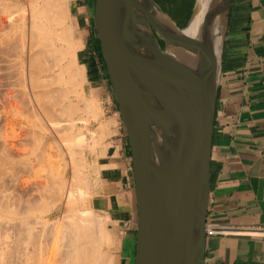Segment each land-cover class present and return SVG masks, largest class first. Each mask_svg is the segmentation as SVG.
Masks as SVG:
<instances>
[{"label":"water","instance_id":"water-1","mask_svg":"<svg viewBox=\"0 0 264 264\" xmlns=\"http://www.w3.org/2000/svg\"><path fill=\"white\" fill-rule=\"evenodd\" d=\"M194 0L185 26L196 10ZM231 0H211L199 35L168 42L156 0H95L94 26L132 156L134 264H204L216 90ZM223 28L216 51L212 25Z\"/></svg>","mask_w":264,"mask_h":264},{"label":"crops","instance_id":"crops-1","mask_svg":"<svg viewBox=\"0 0 264 264\" xmlns=\"http://www.w3.org/2000/svg\"><path fill=\"white\" fill-rule=\"evenodd\" d=\"M69 7L72 24L84 34L83 54L96 58L94 0H69ZM188 14L184 24L174 18L180 25L166 23L173 34L190 24L185 26ZM106 102L97 122L99 146L90 156V204L109 214L112 264H134L131 150L118 106ZM206 223L221 230L206 236L204 264H264V0H231L216 90Z\"/></svg>","mask_w":264,"mask_h":264},{"label":"bare ground","instance_id":"bare-ground-1","mask_svg":"<svg viewBox=\"0 0 264 264\" xmlns=\"http://www.w3.org/2000/svg\"><path fill=\"white\" fill-rule=\"evenodd\" d=\"M6 0H4L3 2H5ZM13 1H15V3H16V5L15 4H13V2L11 3V1L9 0H7L6 2L7 3H2V1H1V9H6V7L7 6H12V4H13V6L12 7H10V8H8L7 9V11L9 10V12H10V10H11V8L14 10V11H16V13H17V11H18V13H19V9H17V10H15L16 9V6H17V4L18 3H20V4H22V6H21V8H20V11H21V13H19V15L21 16V18L19 17V16H17V17H19L18 19H15V17H13V15H12V18H14L15 20H13L12 22H9V20L11 21L12 19H8V17H10V16H7L8 14H5L7 17H4L3 16V18H7L8 19V22H6V23H8L7 25V27H10V28H12V26H13V29H14V31H16L17 33H21V31H22V35H17V33L15 32V34H14V37L15 38H18V40L17 39H12L15 43H17L18 41H19V45L21 44V46H19V45H17L18 47H19V49H17V50H19L18 51V53L19 54H17L16 55V57L18 56V59L15 57V60L17 61V63L19 64V65H21L22 64V68H24V70H26V75H27V83L29 84V87H30V85H31V88H29L30 90L32 89V85H33V89H34V87H37V88H35V90H34V92H33V89L30 91L29 89V91H30V94H32L31 96H33V97H35V96H37V99H36V104H38L39 103V107H41V105H42V108L44 107H46L47 106V104L48 103H44V102H47L46 100L44 101V99L42 98L43 96H38L40 93H38L39 91V89L40 90H42V91H40L41 92V94H43V92H44V94H47V92H48V88H49V90H51V91H53V95H55L54 93H56V91H55V89H52L51 88V83L52 82H54V83H57L56 81L59 79L58 77H62V75L60 76V74H61V72L59 71V70H61V69H65L66 70V75L67 76H70L69 75V73H70V71H72L71 73H73V71H75V69H76V67H77V75L78 76H82L84 79L87 77L89 80L90 79H93V74L91 73L92 71L88 68V67H86L87 65L86 64H84V62H83V60L82 59H80V62L78 63L77 61H76V59H75V57L74 58H71V61L72 62H68V61H66V62H64L63 64H67V63H69V64H67L64 68H62L63 67V65H59L58 66V68H59V70L57 71V76L58 77H56V78H58V79H55V77H54V74L51 72V74H53V75H51V76H53V77H51L50 79L51 80H55V81H49V75H47V74H44V75H40V73L42 74L43 72H42V70H43V68L45 69V68H47V66H48V68H49V65H50V63H53V64H51L50 65V71L52 70L51 68H53V65H54V67L56 66L55 64L56 63H59L60 62V59L62 58V55H64L65 56V54H71L72 56H75L74 55V53H75V50H76V46H78V45H81V43H80V41L79 40H74L73 39V42H72V40H70L69 38H71V36L68 38V36H69V34H71V31H70V33H69V30H68V32H67V29H70L71 27H73V26H71V27H69V28H67V26H70V24H71V22H69V19H71V16H70V7H69V0H13ZM8 2H10V4L8 3ZM94 2H95V0H94ZM210 2H211V0H197V4H196V10H195V13H194V15H193V17H192V19H191V22H190V24L184 29V31L183 32H181V33H178V34H173L172 32H171V29L168 27V25L164 22V20H162L163 21V23H162V21H161V19H163L161 16H159L154 10H152L151 8L149 9L148 8V10H147V17H148V19L149 20H151L160 30H161V36H162V38L164 39V40H166V41H168V42H179V40H180V38L182 37V36H184V35H189V36H197V35H199V29H200V23H201V21H202V18H203V14H204V12H205V10L207 9V7L209 6V4H210ZM7 4V5H6ZM15 5V6H14ZM20 6H18L17 8H19ZM5 7V8H4ZM15 7V8H14ZM64 10H63V9ZM25 9H27V13H25ZM13 10H11V11H13ZM23 10V11H22ZM25 10V11H24ZM70 10V11H69ZM1 11V10H0ZM3 11V10H2ZM1 11V12H2ZM13 11V12H14ZM59 11H61V12H59ZM63 11H67L68 12V14H69V16L70 17H67L68 18V23H70V24H68L67 23V26H66V24L65 25H62L61 23H59L60 21H59V18H61V17H63V16H61V13L63 12ZM8 12V13H9ZM67 12H63L62 14L64 15V13L66 14ZM4 13V12H3ZM6 13V12H5ZM12 13V12H11ZM15 12L13 13V14H16ZM66 16H68V15H66ZM66 16H64V18L66 17ZM16 17V18H17ZM66 18V19H67ZM62 19V23L64 22L65 23V19H64V21H63V18H61ZM60 19V20H61ZM16 20H18V22H19V24L21 25V24H23V26H24V29H23V26H20V29H21V31L19 32V24L17 23V21ZM4 21V20H3ZM16 21V22H15ZM46 21V23L48 24V25H45V23L44 22ZM70 21H72V20H70ZM22 22V23H21ZM0 25H2V26H0L1 28L4 26V27H6V25H4V24H2V20L0 21ZM11 23H12V25H11ZM14 23H16V24H18L17 26H18V28H17V30H16V28L14 27ZM58 23L59 24H61L60 25V27H59V25H58ZM51 24H56L59 28H61L62 30H64L65 32H66V34H68V36L66 35V37L63 35L62 36V33L64 32H62V33H58V32H56L59 28L58 27H56V28H58L57 30H56V28L54 29V27L56 26H51ZM164 24V26L166 27H164V26H162ZM9 25H11V26H9ZM16 26V25H15ZM66 27V29L65 28H63V27ZM26 27H27V30H26ZM74 28V27H73ZM19 29V30H18ZM1 30V29H0ZM4 30V29H3ZM23 30H25V31H23ZM61 30V31H62ZM70 30H72V29H70ZM174 30V29H173ZM5 32H6V28H5V30H4ZM2 32L3 33V37L1 38L0 37V39H2V40H0V41H2L3 42V40H4V42H5V40L7 39V38H4V37H6V36H4L5 34V32ZM10 32H11V29L9 30ZM13 31V32H14ZM59 31V30H58ZM8 32V31H7ZM10 32L9 33H7V37H9L8 39H7V42L9 43V41H10V38L12 37V35H9L10 34ZM13 32H11V33H13ZM222 33H223V28H222V25H221V20H220V18L219 17H216V19L214 20V23H213V25H212V36H213V42H214V46H215V49H216V51H218L219 52V50H220V42H221V39H222ZM59 34H61V35H59ZM16 35V36H15ZM72 35V34H71ZM11 36V37H10ZM22 36V37H21ZM49 36H50V38H51V36H53V38L56 36V39L58 40L59 38V40L62 42H64L65 40H70L71 41V43L69 44L68 43V41H65L67 44H68V47L64 50L63 48L64 47H62L63 46V44L62 45H58V47H61V49L60 48H57V46H54V41H53V43L54 44H51L50 42L52 41H50V38H49ZM60 36H62L63 38H64V40L62 39L61 40V38L62 37H60ZM19 37H21L22 39H19ZM45 37H48L49 38V40H45V39H48V38H45ZM58 37V38H57ZM4 38V39H3ZM15 40H17V41H15ZM55 40V39H54ZM83 40V39H82ZM99 40V39H98ZM48 41H50V42H48ZM69 41V42H70ZM7 42H5V43H7ZM14 42H12L11 41V43H9V45L11 44H14L15 45V43ZM21 42V43H20ZM64 42V43H65ZM100 42V41H99ZM65 43V44H66ZM84 43V42H83ZM4 44V43H3ZM6 45V44H5ZM56 45H57V43H56ZM83 45V44H82ZM37 46L39 47V48H37ZM1 47V46H0ZM9 47V46H8ZM13 47H15V46H13ZM12 47V50H14V48ZM17 47V48H18ZM21 47V48H20ZM36 47V48H35ZM10 48V47H9ZM8 49V48H7ZM3 50V49H2ZM60 50V51H59ZM62 50H63V52H65V53H61L62 52ZM4 51V50H3ZM102 51V50H101ZM17 53V52H16ZM57 53H59V56H55V54H57ZM54 55L55 56V58L54 59H56V58H58L59 59V57H60V59L57 61H55L56 63H54V60L52 59V58H50V55ZM61 54V55H60ZM9 56V55H8ZM47 56V58L49 57L50 58V60H51V62L48 60V59H44L45 57ZM1 57V56H0ZM4 57V56H3ZM102 57H103V54H102ZM5 58H7V57H5ZM14 58V57H13ZM70 58V57H69ZM69 58H68V60H69ZM77 58V57H76ZM9 59V58H8ZM44 59V60H43ZM73 59V60H72ZM10 60V59H9ZM8 60V61H9ZM12 60V59H11ZM41 60H42V62H41ZM63 60V59H62ZM103 60H104V58H103ZM13 61V60H12ZM20 63H19V62ZM46 61H48V63L45 62ZM70 61V60H69ZM75 61V62H74ZM9 62H11V61H9ZM13 62H15V61H13ZM50 62V63H49ZM5 63V62H4ZM12 63V62H11ZM16 63V64H17ZM15 64V63H14ZM17 64V65H18ZM45 64V65H44ZM46 64H48L47 66H46ZM61 64V63H60ZM74 64V65H73ZM104 64H105V62H104ZM5 66V65H4ZM11 65H9V67H10ZM39 66L42 68V70H38L39 71V73H36L37 71L35 70L36 68L35 67H37V69L39 68ZM74 66H76V67H74ZM21 67V66H20ZM16 70H17V68L16 67H14ZM35 68V69H34ZM75 68V69H74ZM48 69V70H49ZM35 70V72H33ZM64 70V71H65ZM6 71V70H5ZM45 71H46V69H45ZM45 71H44V73H45ZM69 73H68V72ZM4 72V71H3ZM17 72V71H16ZM20 72L22 73L23 72V69H21L20 68ZM56 72V71H55ZM59 72V73H58ZM79 72V73H78ZM18 74H19V72H17ZM25 73V72H24ZM35 73V74H34ZM62 73H65V72H63L62 71ZM68 73V74H67ZM70 73V74H71ZM16 74V73H15ZM23 74V73H22ZM22 74H21V76H22ZM34 76H33V75ZM37 74H39L38 76H41V79H42V77L43 76H45V75H47V77L45 76V79L47 80L46 81V83L49 81L50 83H48V84H50V86H48V88L46 87L48 84H46V86L44 85V81L43 80H41L42 81V83L41 82H38V80H35L36 78H37ZM74 75L76 74L75 72L73 73ZM73 74H71V76H74ZM9 75V74H8ZM24 75V74H23ZM95 75V74H94ZM18 76V75H17ZM20 76V75H19ZM18 76V77H19ZM21 76H20V78H21ZM25 76V75H24ZM23 76V77H24ZM36 76V77H35ZM76 76V75H75ZM6 77H7V75H6ZM14 77V76H13ZM18 77H17V79H18ZM23 77H22V79H23ZM34 77H35V79H34ZM82 77H81V79H82ZM15 78V77H14ZM39 78V77H38ZM37 78V79H38ZM63 79H64V81H66V82H68L67 84H71V82H69L67 79L69 78V77H67V79H65L64 77H62ZM44 79V78H43ZM44 79V80H45ZM63 79H62V82H64L63 81ZM76 79H77V77H76ZM14 80H16V78L14 79ZM25 80V77H24V79H23V81ZM61 80V79H60ZM59 80V81H60ZM70 80V79H69ZM83 80V79H82ZM11 81V80H10ZM18 81V80H17ZM39 81H40V78H39ZM59 81H58V84H59ZM81 81V80H80ZM7 82V81H6ZM19 82H20V79H19ZM36 82H38V83H40V85L42 84V85H44L43 87L45 88V90H46V92H45V90H43L44 88H41L39 85L38 86H34V83H35V85H37L38 83H36ZM73 82H76V81H73ZM54 83H52L53 85H56L57 86V84H54ZM78 83V82H77ZM14 84V83H13ZM21 84H23V85H25V81H24V83H21ZM28 84H26V85H28ZM73 85H75L74 83H72ZM18 85V84H17ZM66 85V84H65ZM14 86V85H13ZM60 86V85H59ZM72 86V85H71ZM9 87H11V86H9ZM21 87V86H20ZM23 87V86H22ZM53 87V86H52ZM55 87V86H54ZM53 87V88H54ZM64 87L65 86H63L62 88L64 89ZM76 87H77V85H76ZM17 88H18V86H17ZM60 88H61V86H60ZM59 88V89H60ZM72 88V87H71ZM70 88V86H69V89H71ZM12 89V88H11ZM26 89V88H25ZM58 89V88H57ZM63 89H60V91L61 90H63ZM69 89H65L66 91L67 90H69ZM17 90V89H16ZM24 90V89H23ZM65 90H64V94L66 93L65 92ZM71 90H74L73 88L71 89ZM12 91V90H11ZM27 91V90H26ZM35 91H37L36 93H35ZM60 91H58L57 90V92L59 93L58 95H55L54 97H56V96H59L60 98L61 97H63L62 98V101H63V99H66V98H64V94H63V91L61 92V94H60ZM75 91V90H74ZM16 92V91H15ZM28 92V91H27ZM70 92V91H69ZM68 91H67V93H69ZM9 93V92H8ZM13 93V92H12ZM29 93V92H28ZM50 93H51V95H50ZM66 93V94H67ZM71 93V92H70ZM69 93V94H70ZM20 94V93H19ZM35 94H37V95H35ZM40 94V95H41ZM43 94V95H44ZM63 94V95H62ZM73 94V93H72ZM76 94H77V90H76ZM12 95V94H11ZM35 95V96H34ZM52 95V92H49V95H47L48 96V98H49V96H50V98L49 99H51V97L53 96ZM9 96V95H8ZM66 96V95H65ZM79 96V95H78ZM77 96V97H78ZM12 97H13V95H12ZM15 98H16V96H14ZM13 97V98H14ZM28 97H29V95H28ZM39 97H41L42 98V100H43V103H42V101H41V103L38 101V98ZM45 98H46V96H44ZM53 97V98H54ZM76 97V96H75ZM81 97V96H80ZM41 98H39V99H41ZM48 98H46V99H48ZM52 98V99H53ZM71 98V97H70ZM79 98V97H78ZM28 99V98H27ZM33 99V98H32ZM35 99V98H34ZM51 99V101H48V102H50L51 104L52 103H54L53 102V100ZM55 99V102L56 101H58L57 99H58V97H56V98H54ZM29 100V99H28ZM76 100H77V98H76ZM83 100V99H82ZM82 100H80V101H82ZM86 100V99H85ZM33 101V100H32ZM61 101V102H62ZM79 100L77 101V103L78 102H80ZM66 102V101H65ZM83 102H85V101H83ZM28 103V102H27ZM75 103V102H74ZM87 103V106L88 107H90L89 109H93V107L91 106V105H95L94 103H93V101H91V103H89V102H86ZM85 103V104H86ZM45 106H44V105ZM56 104H60V103H55V105ZM71 104L74 106L75 104H73V102H71ZM71 104H68L67 105V107L69 106V105H71ZM83 104V103H82ZM25 105V104H24ZM28 105V104H27ZM48 105H50V104H48ZM54 105V104H53ZM52 105V106H53ZM54 105V107H56ZM63 106H64V104H62ZM61 105V107H60V109L61 108H63V106ZM70 106V110H69V107H68V109H66L67 107H66V105H65V111H66V114L67 113H70V112H72V110H74V108L76 107V108H78L77 106ZM12 106V105H11ZM16 106V105H15ZM33 106H35L34 104H33ZM37 106V108H38V105H36ZM58 106V105H57ZM84 106V105H83ZM9 107H10V105H9ZM23 107V106H22ZM28 107V106H27ZM59 107V106H58ZM86 107V106H85ZM16 108V107H15ZM18 108V107H17ZM44 108H43V110H41V112L42 111H44ZM47 109H49L50 110V108H48V107H46ZM29 109H31L30 107H29ZM36 109V108H35ZM41 109V108H40ZM47 109H45V111H44V113L46 114V110ZM82 109V108H81ZM87 109V108H86ZM89 109H88V111L86 110V113H88V112H90L89 111ZM97 109H98V107H97ZM10 110V109H9ZM15 110V109H14ZM48 110V112L49 113H51L50 111ZM51 110H52V108H51ZM62 110V109H61ZM68 110V111H67ZM77 110V109H76ZM76 110H74V111H76ZM84 110V109H83ZM82 110V111H83ZM12 111V110H11ZM16 111V110H15ZM40 111V110H39ZM58 111V110H57ZM65 111H63L64 113H65ZM73 111V112H74ZM80 111V110H79ZM19 112V111H18ZM28 112V111H27ZM29 112H31V111H29ZM38 112V111H37ZM47 112V114L45 115L44 113V118H47V117H51L50 116V114ZM59 112L61 113V111L59 110ZM94 112V111H93ZM16 113V112H15ZM33 113H34V111H33ZM56 114V113H55ZM59 114V113H58ZM71 114H74V113H71ZM29 115V114H28ZM35 115V114H34ZM47 115H49V116H47ZM52 115V114H51ZM69 115V117H70V114H68ZM80 115V114H79ZM36 116H37V114H36ZM40 116V115H39ZM59 116V115H58ZM61 116H63V115H61ZM13 117V116H12ZM33 117V119L35 118L34 116H32ZM56 117V118H55ZM67 118H68V116H66ZM29 118V117H28ZM52 119H56V120H53L54 121V123H56L55 121H57V122H59V120L61 121V119H59V120H57V116H53V117H51ZM51 118H49V119H51ZM60 118V117H59ZM76 118V117H75ZM78 118H81V117H78ZM84 118V117H83ZM83 118L81 119V121L83 120ZM89 118V117H88ZM10 119V118H9ZM12 120H10L9 122H7L8 124H10L11 125V127H10V132H9V134L7 135V137L5 138V144H6V150L7 151H14V152H19L20 153V151H22V149H24V148H21V147H19L20 146V143L21 142H19V143H17L18 141H20L19 140V138H20V136H21V134L20 133H18V132H16V130L14 129V128H12V127H14V126H12V125H14V124H18L17 123V121H13V119L14 118H11ZM40 120H41V118H39ZM38 119V120H39ZM71 118H69V120H70ZM36 120V119H35ZM46 120V119H45ZM47 120H48V118H47ZM66 120V119H65ZM73 120V119H72ZM71 120V121H72ZM74 120H76V119H74ZM73 120V123L75 122ZM88 120V119H87ZM19 121V120H18ZM37 121V120H36ZM49 121V120H48ZM50 121H52V120H50ZM64 121V120H63ZM68 121V119L65 121V122H67ZM71 121H69V122H67L68 123V125L66 124V126H69L68 127V130H69V132H70V127H71V124H69ZM79 121V120H78ZM84 123H85V118H84ZM87 122V121H86ZM64 123H63V125H64ZM50 124H51V122H50ZM49 124V125H50ZM59 123H56L55 124V126L57 125V126H59V127H61V124H62V122H61V124L60 125H58ZM9 125V126H10ZM15 125V126H16ZM43 125V127H44V123L42 124ZM46 125V124H45ZM52 126V125H51ZM47 127V126H46ZM54 127V126H53ZM52 127V128H53ZM59 127H57L58 129H56V130H54V128H53V130L54 131H56L57 132V130H58V132L56 133L57 135H58V133L60 132H65L64 133V141H66V143H67V140L68 139H70V142H71V140L73 141L74 139H71L72 138V136H71V134H73L74 135V137H76V135L75 134H77L76 132H73V133H69V134H67V128L66 129H64L65 127L64 126H62V127H64L63 128V130H61L62 129V127L61 128H59ZM73 127V126H72ZM51 128V129H52ZM79 128V127H78ZM77 128V129H78ZM8 129V128H7ZM75 130H76V128H74ZM87 129V128H86ZM46 130H47V128H46ZM64 130H66V131H64ZM79 130H81V129H79ZM32 131V130H31ZM30 131V132H31ZM77 131V130H76ZM27 133H26V135L27 134H29V136H31V134H32V132H31V134L28 132V131H26ZM63 132H62V134H63ZM72 132V131H71ZM90 132V131H89ZM52 133H53V131H52ZM51 133V134H52ZM55 133V132H54ZM59 133V134H60ZM78 133H80V132H78ZM91 133V132H90ZM24 134H25V132H24ZM24 134H22V135H24ZM50 133H49V136H50V139H52L51 140V142L53 141V144H56L55 142H54V138H53V136L52 135H54V134H52L51 135ZM81 134V133H80ZM80 134H78L79 136H81ZM26 135H24V138H26L25 136ZM32 135H34V134H32ZM56 135V136H57ZM67 135H70V138L67 136ZM84 134H82V136H83ZM91 135V134H90ZM97 135V134H96ZM60 136V135H59ZM59 136H57V137H59ZM62 137H63V135H61ZM60 136V137H61ZM92 136V135H91ZM61 137V138H62ZM65 137H66V139L67 140H65ZM27 138H28V135H27ZM78 138V137H77ZM76 138V140H78V141H75V143L77 142V143H79V141H80V143H84L85 144V142H86V144H87V141H85V142H81V139L80 138H78L77 139ZM59 139V138H58ZM82 139L83 140H86V137H85V139L82 137ZM92 139H93V137H92ZM91 139V140H92ZM96 139V138H95ZM18 140V141H17ZM22 140V139H21ZM60 140V139H59ZM62 140H63V138H62ZM90 140V139H89ZM93 141V142H92ZM91 141V143H94V139ZM69 142V141H68ZM68 143V145H72L73 147H74V145H73V143ZM59 143V142H58ZM63 143V142H62ZM61 143V144H62ZM77 143L75 144L76 146H77ZM90 143V145H91V147H92V144ZM19 144V145H18ZM50 144V143H49ZM52 144V143H51ZM60 144V145H61ZM64 144V143H63ZM62 144V145H63ZM85 144V145H86ZM79 145V144H78ZM89 145V146H90ZM52 146V145H51ZM65 146H67V145H65ZM80 146V145H79ZM78 146V147H79ZM82 146H84V145H82ZM87 146V145H86ZM50 145H48V147L47 148H45L44 149V157H43V155H42V157H43V159H44V165H43V167L45 166V168H46V172L47 173H44L45 174V176H44V185L43 186H41V189H43V188H45L46 189V187H48V186H50L51 187V184H52V182H53V175H51V162H54V161H52V155H54V154H52L51 155V153H50V148H52V147H50ZM68 147V151H69V149H73V147H71V148H69L70 146H67ZM66 147V148H67ZM81 147V146H80ZM79 147V148H80ZM93 147H94V145H93ZM83 148V147H82ZM72 149L69 151L70 153L71 152H73L72 151ZM92 149V148H91ZM52 150V149H51ZM66 150V149H65ZM77 150V149H76ZM90 150V149H89ZM131 150V149H130ZM7 151H5V152H7ZM105 151V150H104ZM64 152H66V151H64ZM68 152V153H69ZM75 152H80V151H75ZM75 152H73V153H75ZM18 153V154H19ZM39 153H43V151L41 150V152H39ZM38 153V154H39ZM73 153L72 154H70L71 156L70 157H72V156H74L73 155ZM101 153H103V152H101ZM105 153V152H104ZM31 154H33L32 152H31ZM37 154V155H38ZM40 154V155H41ZM11 155V154H10ZM76 155H77V153H76ZM99 155V154H98ZM5 156H7V155H5ZM79 156H81L80 155V153H79ZM10 156L8 155V157L6 158L5 157V160H6V162H1V163H3V165H5L4 167H3V165H2V167L3 168H5L6 167V172H8V173H11L12 175L14 174V173H12V172H14V168H16L17 166V161L13 158V157H10ZM39 157V156H38ZM41 157V158H42ZM76 157V156H75ZM74 157V158H75ZM40 158V159H41ZM67 158V157H66ZM69 158V157H68ZM74 158H70V160L69 161H71L70 162V168L71 167H74L75 165H81V164H78V163H76L77 162V160H78V162L80 161V159L81 158H79V159H77V157L74 159ZM4 159V158H3ZM42 159V160H43ZM72 159V160H71ZM77 159V160H76ZM83 159V158H82ZM81 159V160H82ZM87 159V158H86ZM4 160V161H5ZM62 160H63V158H62ZM76 160V161H75ZM37 161H39V160H37ZM51 161V162H50ZM66 161V160H65ZM64 161V162H65ZM25 162H27V161H25ZM29 162H30V160H29ZM33 162V161H32ZM32 162H30V163H32ZM24 163V162H23ZM66 163V162H65ZM80 163V162H79ZM82 163V162H81ZM67 164V163H66ZM24 165V164H23ZM52 165H54V164H52ZM65 165V164H64ZM64 165L62 164V166H63V168L62 169H64ZM72 165V166H71ZM28 166H30V165H28ZM66 166V165H65ZM82 166V165H81ZM1 167V166H0ZM26 167V166H25ZM75 167H77V166H75ZM79 167V166H78ZM76 168V169H74L73 168V170H78L79 168ZM24 168V167H23ZM30 168V167H29ZM34 168V167H33ZM39 168V167H38ZM45 168H44V170H45ZM81 168V167H80ZM83 168V167H82ZM81 168V169H82ZM85 168V167H84ZM98 168H100V167H98ZM98 168H97V166H96V171H98ZM105 168V167H104ZM108 168H110V167H108ZM72 169V168H71ZM70 169V170H71ZM80 169V170H81ZM8 170V171H7ZM42 170H43V168H42ZM73 170H71L72 172H73ZM29 171V170H28ZM35 171V170H34ZM67 171V170H66ZM82 171V170H81ZM81 171H77V172H75L74 171V175H76V176H73V178L74 179H72V175H73V173L71 172L70 173V181H69V183H68V185L67 184H65L64 186H63V182H65L64 181V179H65V177H66V173H62V175L60 176L61 178H62V176L64 177L63 178V182L61 181V178H60V180L58 179V183H60V181H61V183H63L62 185L61 184H59V186H62V188L60 189V187L57 185V187H58V189L61 191H59L60 192V194L59 195H57V191H56V189L54 188V190L56 191V195H57V199H58V201H62V206H59V207H57V208H55V210H53V212L51 213V214H47L46 215V219H44V221H42V217L43 216H41V219H40V217L38 216V219H37V217H35V215H33V217H35V219H37V221L38 220H40V221H42L43 222V224H39V222H38V224H37V222L36 221H32V219H33V217L31 218V215L32 214H35V213H40V210H41V212H44V210H45V208L43 209L42 207H45L44 205H46V202L47 201H49V200H47V196H48V192L54 187H52L51 189L49 188V191H48V188H47V196L45 195V189H44V193H42V192H40V193H42V197H41V200L40 201H43L44 199H46V200H44V202H40L39 201V203L41 204V203H43L42 204V207L40 206H38L39 208L38 209H35V208H37V207H35V205L37 204V203H34L35 201H32L31 203H27V202H30V200H31V198L29 199V201H27V202H23V195H22V198L21 197H19L18 198V196L16 195L15 197H17V198H15L14 197V195L13 194H11L12 192H10V193H6V191L5 190H3V189H1L0 188V264H112V261H113V256H112V254L108 251V247L112 244V242H113V239H114V234L113 233H110V230H112V229H110V230H108V226L106 225V222L105 221H101L100 219V221L99 222H96L95 223V220H92L93 218L91 217V215H87V212L86 211H84L85 210V206L83 207V205H81L80 204V202L82 201L81 200V197H83V196H81L82 194H83V192H85V190L82 192V189H81V186L83 185V183H85L84 182V178H83V183H82V185H80L79 187H77L78 185H77V183H76V188L74 187V181H78L79 182V180L78 179H80V177L81 176H79V178L77 177L78 176V174L80 175V172ZM24 172H25V170H24ZM61 172V171H60ZM79 172V173H78ZM7 173V174H8ZM68 173V172H67ZM76 173H78V174H76ZM88 173V172H87ZM98 173V172H97ZM110 173V172H109ZM16 174V173H15ZM27 174H29V173H27ZM72 174V175H71ZM83 174V173H82ZM81 174V175H82ZM86 173H84V175H82L83 177L84 176H87V175H85ZM95 174V173H94ZM116 174V173H115ZM34 175H36V173H34ZM33 174H32V176H30V177H33L34 176ZM41 175V174H40ZM117 175V174H116ZM15 176V175H14ZM18 176V175H17ZM16 176V177H17ZM37 176V175H36ZM35 176V177H36ZM58 176V175H57ZM89 176V175H88ZM96 176V175H95ZM20 177V176H19ZM43 177V176H42ZM76 177L78 178V179H76ZM100 177V176H99ZM34 178V177H33ZM32 178V179H33ZM36 178H38V177H36ZM104 178H105V176H104ZM76 179V180H75ZM94 179V178H93ZM103 179V178H102ZM107 179V178H106ZM9 180H10V178H9ZM15 180H16V178H15ZM87 180H88V178H87ZM91 180V179H90ZM101 180V179H100ZM11 181H12V179H11ZM33 181H34V179H33ZM33 181H31L30 180V178H25V179H22V180H20V186L22 187V186H26V185H29V184H31ZM52 181V182H51ZM55 181V180H54ZM76 181V182H77ZM102 181H104V180H102ZM13 182V181H12ZM15 182V181H14ZM31 182V183H30ZM35 182V181H34ZM33 182V183H34ZM50 182H51V184H50ZM56 183H57V181H55ZM71 182V183H70ZM72 182H73V184H72ZM80 182H82V180L80 179ZM87 182H89V181H87ZM32 183V184H33ZM35 184H36V182H35ZM39 184V183H38ZM41 184V183H40ZM54 184V183H53ZM52 184V185H53ZM71 186H70V185ZM87 184V183H86ZM86 184H84V186L86 185ZM89 184V183H88ZM87 184V185H88ZM105 184H107V183H105ZM86 185V186H87ZM32 186V185H31ZM35 186V185H34ZM45 186V187H44ZM56 186V185H55ZM38 187V186H37ZM36 187V188H37ZM75 188V190L74 189H72V188ZM3 188V187H2ZM24 188H26V187H24ZM78 188H80L81 189V192H80V190L78 189ZM82 188H84V187H82ZM86 188V187H85ZM93 188V187H92ZM39 189V188H38ZM40 189V190H41ZM57 189V190H58ZM105 189V188H104ZM24 190H26V189H24ZM53 190V189H52ZM76 191L77 190V196H76V194H74L75 192L74 191ZM79 190V191H78ZM91 190V189H90ZM102 190V189H101ZM9 191V190H8ZM39 191V190H38ZM80 192V193H79ZM90 192V191H89ZM37 193V192H36ZM51 193V192H50ZM50 193H49V196H51L52 197V195H50ZM55 192H53V194H54ZM38 194V193H37ZM81 196H79V195ZM88 194V193H87ZM135 194V193H134ZM19 195V194H18ZM31 195V193L29 194V196ZM40 195V194H39ZM45 195V196H44ZM55 194H54V197L56 196ZM84 195V194H83ZM86 195V194H85ZM21 196V195H20ZM33 197H35L34 196V194L32 195ZM58 196H60V199L58 198ZM25 197V196H24ZM40 197V196H39ZM44 197H47V198H44ZM53 197V198H54ZM86 197V196H85ZM134 197H135V195H134ZM20 198H21V200H20ZM26 198V197H25ZM43 198V199H42ZM53 198H51V199H53ZM36 199V198H35ZM35 199H33V200H35ZM40 199V198H39ZM51 199H50V202H51ZM56 199V198H55ZM26 200H28V199H26ZM25 200V201H26ZM54 200V199H53ZM52 200V202H56V200H54L53 201ZM81 200V201H80ZM84 200V199H83ZM80 201V202H79ZM38 202V201H37ZM54 202V203H55ZM27 203V204H26ZM32 204V205H31ZM33 204H35V205H33ZM49 204V203H48ZM32 206H34V207H32ZM49 206L51 207V206H53V203H52V205L51 204H49ZM56 206V205H55ZM54 206V207H55ZM41 208V209H40ZM43 209V210H42ZM50 209H52V207L50 208ZM50 209H46L47 211L48 210H50ZM136 209H137V207H136ZM34 210V211H33ZM35 210L37 211V210H39L38 212H35ZM92 210V209H91ZM91 210H89V211H91ZM32 211H33V213H32ZM50 211H52V210H50ZM46 212V211H45ZM39 213L38 214H36V215H39ZM91 212H89L88 214H90ZM106 213V212H105ZM40 214H43V213H40ZM96 214V213H95ZM106 215V214H105ZM94 216H97V214L96 215H94ZM53 218L54 219V222H53V220L51 221V222H53L55 225V227L54 228H49V226L51 225V222L49 221L51 218ZM90 217L92 218V219H90ZM45 218V217H44ZM97 218V217H96ZM95 218V219H96ZM100 218V217H99ZM104 218V217H103ZM105 219V218H104ZM34 220V219H33ZM97 221V220H96ZM109 221V220H108ZM41 222V223H42ZM47 222H49L50 223V225L48 226V228H49V230H47L48 228H44V226H45V224H46V226L48 225V223ZM95 225H97L95 228H94V226ZM37 226H39L40 228H38ZM52 226V225H51ZM50 229H52V230H50ZM51 237V240L49 239ZM136 238V237H135ZM103 244H105V247L106 248H104L105 250H103V248H102V245Z\"/></svg>","mask_w":264,"mask_h":264},{"label":"rangeland","instance_id":"rangeland-1","mask_svg":"<svg viewBox=\"0 0 264 264\" xmlns=\"http://www.w3.org/2000/svg\"><path fill=\"white\" fill-rule=\"evenodd\" d=\"M1 1H2V3L4 4V3H7L6 1L5 2H3L4 0H0V3H1ZM9 1V0H8ZM11 1V3L13 2V4H15L16 5V3H15V1H13V0H10ZM158 2H159V4L165 9V11L166 12H170V10H171V8L172 7H180L184 2H185V0H175L174 2H172V3H170V2H166V1H164V0H157ZM1 3V4H2ZM9 4H10V2H8ZM0 4V5H1ZM13 4H12V6H13ZM7 5V4H6ZM14 5V6H15ZM22 6V4H20V3H18L17 4V6H16V9L15 10H17V9H19V13H21V11H20V8H21V6ZM4 6V5H3ZM2 6V7H3ZM12 6H10V7H12ZM18 6H20L19 8H17ZM1 6H0V10L2 11H0V21L2 20V24H4V25H6V27H0V35L2 34L3 35V31L5 30V28H6V32L4 33L5 35L4 36H6V37H4V38H9V37H7L8 35H7V33H9L10 31V29H11V32H13L14 31V29H13V26H12V28H10V27H7L8 25V23L9 22H12L13 20H15V19H18L19 17L21 18V14L19 15V13H18V11H17V13H16V11H14L12 8H11V10H13L16 14H13L14 12L13 11H11L10 10V12H9V10L7 11V9L8 8H10L9 6H7L6 7V9H1L2 8ZM5 8V7H4ZM15 8V7H14ZM22 9V8H21ZM63 9V8H62ZM26 10V11H25ZM24 11H25V13H27V9H25ZM64 10V9H63ZM23 11V10H22ZM4 12V13H3ZM6 12V13H5ZM9 12V13H8ZM12 12V13H11ZM59 12H61V11H59ZM63 12H67V11H63ZM62 12V13H63ZM156 12V11H155ZM61 13V16H63V17H61V18H63V21H64V19H65V23L63 22H61L62 21V19L61 18H59V23H61L62 25H65L66 24V26H67V23H68V18L67 17H70L69 16V14H68V12L65 14L64 13V15ZM159 16H161L163 19H161V21L162 20H164V22L165 23H168V24H170V25H180V23H182V24H184V17H180V18H178L177 20H178V22H180V23H178L177 21H175V20H169L168 19V17L165 15V14H162V13H159L158 11L156 12ZM5 14H8L7 16H10V17H8V19L10 18V19H12L11 21L9 20V22H8V19L6 18H3V16L4 17H7ZM12 15H13V17H15V19L14 18H12ZM66 15H68V16H66ZM17 16H19V17H17ZM64 16H66L65 18H64ZM17 17V18H16ZM67 18V19H66ZM61 19V20H60ZM4 20V21H3ZM71 19H69V22H71V24L70 23H68V24H70V26H67V28H69V27H71V26H73V27H71L70 29H72V30H70V29H67V32H68V30H69V33H70V31H71V34H69V36H68V34H66V32L64 31V30H62L61 28H59L60 27V25L61 24H59L58 23V25H59V27L56 25H54V24H51V26H55L54 27V29L56 28V27H58V28H56V32H58V33H62L63 31V33H62V36L64 35L65 37H66V35L68 36V38L71 36V38H69L70 40H72V42H73V39L74 40H79L80 41V43H81V45H78V46H76L77 48H76V50H75V53H74V55L75 56H72L71 54H65V56L64 55H62V58L60 59V57H59V59H60V62L59 63H56L55 61L57 60H59L58 58H56V59H54L55 58V56L57 57V56H59V53H57V54H55V56L52 54V55H50V58H52L53 60H54V63H56L55 65V67H54V65H53V68H51L52 70L50 71V65L51 64H53V63H50L51 62V60H50V58L48 59L47 58V56L44 58V59H48L50 62V65H49V68H48V64H46V66H47V68H45L46 69V71H45V69L43 68V70H42V68L39 66V68L37 69V67H35L34 69L37 71L36 73H39V71L38 70H42V74L40 73V75H44V74H47V75H49L50 77L48 78L49 79V81H55V80H51L50 78L51 77H53V76H51V75H53L54 74V77H55V79H58L56 82L57 83H54V82H52V83H54V84H57V86L56 85H53L52 83H51V88L52 89H55V91H56V93H54L55 95H58L59 93L57 92V90L58 91H60V89H63L62 87L63 86H65L64 87V89L63 90H61L60 91V94H61V92L63 91V94H64V90L65 89H69V86H70V88L72 87L74 90H71V89H69V90H67L69 93H67V91L65 90V92L67 93H65L64 94V98H66V99H63V101H62V98L63 97H59V96H56V97H58V101H56L55 102V99L54 98H56V97H54L55 95H53V91H51V90H49V88H48V86H50V84H48V83H50L49 81L46 83V79H45V76L47 77V75H45V76H43L42 77V79H41V76H38L39 74H37L36 76H37V78L39 77L40 78V81H39V78L37 79H35V77H34V79L35 80H38V82H41L42 83V81L41 80H43L45 83H44V85L46 86V84H48L46 87L48 88L47 90H48V92H47V94H44V92H43V94H41V92L40 91H42V90H38L39 92L38 93H40L38 96H43L42 98L44 99V101L46 100L47 102H44V103H48V104H50V105H48L47 104V106L46 107H48V108H50V110L49 109H47L46 107L44 108V111H45V109H47L46 111L48 112V110L51 112V113H49L50 114V116L51 117H53L54 115L55 116H57V120H59V119H61V121L59 120V122H57V121H55L56 123H59L58 125H60L61 124V122H62V124H61V127L62 126H64V127H62V129L61 130H63V128L64 129H66L67 128V131L66 130H64V131H66L67 132V134H71V133H73V132H76L77 134H75L76 135V137H74V135L73 134H71V136H72V138L71 139H74L73 141L71 140V142H70V139H66V137L68 136L69 138H70V135H65L66 137H65V140H67V143H66V141H64V133L65 132H63V134H62V132L59 134L58 133V135L56 134L57 132H58V130H57V132L56 131H54V130H56V129H58L57 127H59V126H55V124L56 123H54V121L53 120H56V119H52L51 117H47L48 118V120H47V118H44L45 116H44V111H42L41 112V110H43V108H42V105H41V107H39L40 105H39V103L38 104H36V99H37V96H35V95H37V94H35L34 96L35 97H33V96H31L32 94H30V91L33 89V85H32V89L30 90L29 88H31V85H30V87H29V84L27 83L28 81H27V75H26V70H24V68H22L23 66H22V64L21 65H19L18 63H17V61L15 60V57H16V55L17 54H19L18 53V51L19 50H17V49H19V47L17 46V45H19L18 43H19V41L17 42V43H15L12 39H17L18 40V38H15L14 37V34H15V32L16 31H14L13 33H11L10 32V34L9 35H12V37L10 38V41H9V43H11V41L12 42H14L15 43V45L14 44H10L9 45V43L7 42V39L5 40V42H7V43H5L4 42V40H3V42L2 41H0V188L1 189H3V190H5L6 191V193L8 192V193H10V192H12L11 194H13L14 195V197L17 195L18 196V198L19 197H21L22 198V195H23V202H27V201H29V199L31 198V200H30V202H27V203H31L32 201H35L34 203H37L36 205L35 204H33V205H35V207H37V208H35V209H38L40 206L42 207V204L43 203H39V201L41 200V197L43 196L42 195V193H44L46 190H47V188L49 187L51 190L49 191V188H48V196H47V191L45 192V195L48 197H44V198H47V200H49V201H47L46 199H44V200H46L47 202H46V205H44L45 207H42L43 209L45 208V210H44V212H41V210H40V213H43V214H40L38 211L39 210H35V212H38L39 213V215H36V214H38V213H35V214H32L31 215V218L33 217V215H35V217H37V219H38V216L40 217V219H41V216H43L42 217V221H44V219H46V215L47 214H51L52 212H53V210H55V208H57V207H59V206H62L61 204H62V201H58V199H57V195H59L60 194V190L58 189V187H57V185L59 186V184H63V186L65 185V184H67L68 185V183H69V181L71 180L70 179V173L72 172L71 170H73V168L74 169H76L78 166V170L79 171H81L80 172V175L78 174V173H76V174H78V178H79V176H81L80 177V179L82 180V182H80V179H78L77 177H76V179H78L79 180V182L77 181H74V184H73V182H72V184L74 185V187L76 186V183H77V187H79L80 185H82V183H83V178H84V182L85 183H83V185L81 186V189H82V192L85 190V192H83V194L81 195V196H83V197H81L79 194V196L81 197V202H80V204L81 205H83V207L85 208V210L84 211H86L87 212V215L89 216V215H91V217L93 218H91L90 217V219H92V220H95V223L96 222H99L100 220L101 221H105L106 222V225L108 226V230H110L111 229V221H110V219H109V214L106 212H102V211H96V210H94L92 207H91V204H90V197H91V193L89 192L90 190H89V186H90V179H91V165H90V156L92 155V153L94 152V149L96 148V147H98L99 146V144H98V142H99V134H100V132H99V130H98V127H97V122H98V118H99V116H100V114L102 113L101 112V110H102V106L101 105H107V102H106V100L108 101V103L109 104H111V105H117L116 104V101H115V99H114V95H113V89H112V87H111V85H110V82H109V78H108V74H107V70H106V66H105V64H104V60H103V57H102V51H101V45H100V42H99V40H98V37H97V40L95 39V41H94V45H93V47H94V49H95V54H96V58H95V56L94 57H91V59H89L88 57H86L83 53V46H82V35H84L83 34V32L82 31H80V30H78V29H76V27L72 24V21H70ZM8 22V23H6V22ZM17 21V23L19 24V22L21 21H19L18 22V20H16ZM15 21V22H16ZM44 22V21H43ZM22 23V22H21ZM45 23V25H48L47 23H46V21L44 22ZM162 23H163V21H162ZM1 24V23H0ZM18 24H16V23H14V27L16 28V30H17V28H18ZM11 25H12V23H11ZM11 25H9V26H11ZM16 25V26H15ZM0 26H2V25H0ZM20 26H23V24H19V29H20ZM162 26H164V24L162 25ZM165 27V26H164ZM63 28H65L66 29V27L64 26ZM166 28V27H165ZM4 29V30H3ZM18 29V30H19ZM23 29H24V26H23ZM92 31H93V33L95 34L96 33V35H97V32H96V30H95V26H94V21H93V25H92ZM26 30H27V27H26ZM62 30V31H61ZM2 31V32H1ZM8 31V32H7ZM21 31V29L19 30V32ZM23 31H25V30H23ZM17 33V32H16ZM21 33H22V31H21ZM21 33H17V35H22ZM88 33H90V31L88 30V32H87V36L89 35ZM1 35V36H2ZM59 35H61V34H59ZM95 35V36H96ZM0 36V37H1ZM16 36V35H15ZM62 36H60V37H62ZM3 37V36H2ZM1 37V38H2ZM22 37V36H21ZM21 37H19V39H22ZM3 38V39H4ZM45 38H48V37H45ZM49 38H50V36H49ZM49 38L48 39H45V40H49ZM58 38V37H57ZM55 39V40H54ZM60 39V38H59ZM57 40L56 39V36L53 38V36H51V38H50V41H48V42H50L51 44H54V46H57V48H60L61 49V47H58V45L60 46V45H62L63 44V46L62 47H64L63 49L65 50L67 47H68V44L65 42V41H68V40H65L64 42L66 43H64L63 41L61 42L60 40ZM64 40V38L62 37L61 38V40ZM0 40H2V39H0ZM9 40V39H8ZM17 40H15V41H17ZM69 40V41H70ZM53 41H54V43H53ZM68 41V43L70 44L71 43V41L69 42ZM4 43V44H3ZM21 43V42H20ZM56 43H57V45H56ZM6 44V45H5ZM17 44V45H16ZM10 48H9V47ZM13 46H15V47H13ZM19 46H21V44L19 45ZM67 46V47H66ZM12 47L14 48V50H12ZM18 47V48H17ZM8 48V49H7ZM21 48V47H20ZM36 48V47H35ZM37 48H39L38 46H37ZM4 51H3V50ZM60 51V50H59ZM17 52V53H16ZM20 52V51H19ZM61 53H65V52H63V50H62V52ZM9 55V56H8ZM61 55V54H60ZM4 56V57H3ZM5 57H7V58H5ZM14 57V58H13ZM70 57V58H69ZM75 57V59H76V61L79 63L80 62V59H82L83 60V62H84V64H86L87 66L86 67H88L92 72V74H93V79H88L87 77L84 79L82 76V79H81V77L80 76H78L77 75V67L76 66H74V67H76V69H75V71H73V73L75 72L76 74V76L73 74V73H71L72 71H70V73L71 74H73L74 76H71V74L69 73V75L70 76H67L66 75V70L64 71L63 69H61V70H59V68H58V66L60 65H63V67L62 68H64L67 64H69L70 62H72L71 61V58H74ZM77 57V58H76ZM10 60H9V59ZM17 59H18V56L16 57ZM68 58H69V60H68ZM13 61H15V62H13ZM43 59V60H44ZM63 59V60H62ZM11 61V62H9V61ZM52 60V61H53ZM73 60V59H72ZM66 61H68L69 63H65V64H63L64 62H66ZM5 62V63H4ZM19 62V61H18ZM41 62H42V60H41ZM45 62V61H44ZM47 63H48V61H46ZM45 62V63H46ZM75 62V61H74ZM15 63V64H14ZM18 65H17V64ZM20 63V62H19ZM61 63V64H60ZM5 65V66H4ZM9 65H11L10 67H9ZM45 65V64H44ZM74 65V64H73ZM21 66V67H20ZM52 66V65H51ZM14 67H16L17 68V70L14 68ZM20 68L21 69H23V74L25 75H23L21 72H20ZM49 69V70H48ZM6 70V71H5ZM35 70L33 71V72H35ZM60 71L61 72V74H60V76L62 75V77H64L65 79H67V77H69L67 80L69 81V82H71V84L69 83V84H67L68 82H66V81H64V79L62 78V77H58L57 76V71ZM4 71V72H3ZM19 72V74L17 73V72ZM44 71H45V73H44ZM56 71V72H55ZM62 71L63 72H65V73H62ZM25 72V73H24ZM51 72L53 73V74H51ZM97 72H99V75H100V79H98V77H97V75H96V73ZM16 73V74H15ZM59 73V72H58ZM67 73V74H68ZM79 73V72H78ZM9 74V75H8ZM21 74H22V76H21ZM35 74V73H34ZM95 74V75H94ZM6 75H7V77H6ZM20 75L21 76V78H20V76L18 77V76ZM33 75V74H32ZM16 78V80H14L15 78ZM25 77V85H23V84H21V83H24V81H23V79H24V77ZM34 76V75H33ZM17 77H18V79H17ZM22 77H23V79H22ZM53 77V78H54ZM56 77H58V78H56ZM76 77H77V79H76ZM45 80H44V79ZM19 79H20V82H19ZM61 79V80H60ZM62 79H63V81L64 82H62ZM70 79V80H69ZM11 80V81H10ZM18 80V81H17ZM60 80V81H59ZM81 80V81H80ZM7 81V82H6ZM58 81H59V84H58ZM73 81H76V82H73ZM38 82H36V83H38ZM78 82V83H77ZM14 83V84H13ZM72 83H74L75 85H73ZM102 83V84H101ZM18 84V85H17ZM26 84H28V85H26ZM66 84V85H65ZM14 85V86H13ZM42 86L41 88H44L45 86L44 85H40V83H38L37 85H35V83H34V86ZM61 86V88H60V86ZM72 85V86H71ZM76 85H77V87H76ZM9 86H11V87H9ZM17 86H18V88H17ZM21 86V87H20ZM23 86V87H22ZM44 86V87H43ZM54 88H53V87ZM29 87V88H28ZM45 87V88H46ZM12 88V89H11ZM26 88V89H25ZM35 88H37V87H34V89H33V92H34V90H35ZM45 88L43 89V90H45ZM58 88V89H57ZM60 88V89H59ZM17 89V90H16ZM24 89V90H23ZM30 91H29V90ZM38 89V88H37ZM12 90V91H11ZM29 92H27V91ZM76 90H77V94H76ZM16 91V92H15ZM9 92V93H8ZM13 92V93H12ZM32 92V91H31ZM32 92V93H33ZM37 91H35V93H36ZM45 92H46V90H45ZM49 92H52V97H51V99L53 100V102L54 103H50V102H48V101H51V99H49L50 98V96H49V98H48V96L47 95H49ZM20 93V94H19ZM73 93V94H72ZM13 95V97L14 96H16V98L14 97H12V95ZM62 94V95H63ZM9 95V96H8ZM28 95H29V97H28ZM50 95H51V93H50ZM66 95V96H65ZM79 95V96H78ZM44 96H46V98H48V99H46ZM76 96V97H75ZM79 98H78V97ZM81 96V97H80ZM71 97V98H70ZM29 100H28V99ZM33 98V99H32ZM35 98V99H34ZM39 98H41V97H39ZM38 98V101L41 103V101H42V103H43V100H42V98L41 99H39ZM76 98H77V100H76ZM83 99V100H82ZM86 99V100H85ZM33 100V101H32ZM80 101V100H82V101H80V102H78L77 103V101ZM62 101V102H61ZM66 101V102H65ZM83 101H85V102H83ZM91 101H93V103L95 104V105H91L92 107H93V109H89L90 107H88L87 106V103L86 102H89V103H91ZM28 102V103H27ZM60 103V104H56L55 105V103ZM71 102H73V104H75L74 106H77L78 108H74V110H76V111H74V110H72V112H70V113H67L66 114V109H68V107H69V110L72 108H70V106L72 105L71 104ZM75 102V103H74ZM41 103V104H42ZM83 103V104H82ZM86 103V104H85ZM25 104V105H24ZM28 104V105H27ZM33 104L35 105V106H33ZM56 106V107H54V105ZM62 104H64V106L62 105ZM68 104H71V105H69L68 107H67V105ZM9 105H10V107H9ZM12 105V106H11ZM16 105V106H15ZM36 105H38V108H37V106ZM44 105V104H43ZM53 105V106H52ZM59 107H58V106ZM61 105L63 106V108L65 107V105H66V109L64 110L63 108H61L60 109V107H61ZM84 105V106H83ZM23 106V107H22ZM28 106V107H27ZM45 106V105H44ZM73 106V105H72ZM73 106V107H74ZM86 106V107H85ZM16 107V108H15ZM18 107V108H17ZM29 107L31 108V109H29ZM97 107H98V109H97ZM36 108V109H35ZM41 108V109H40ZM51 108H52V110H51ZM82 108V109H81ZM87 108V109H86ZM10 109V110H9ZM16 111H15V110ZM73 109V108H72ZM84 109V110H83ZM88 109H89V111L90 112H88V113H86V110L88 111ZM12 110V111H11ZM40 110V111H39ZM58 110V111H57ZM59 110L61 111V113L59 112ZM80 110V111H79ZM83 110V111H82ZM19 111V112H18ZM28 111V112H27ZM29 111H31V112H29ZM33 111H34V113H33ZM38 111V112H37ZM63 111H65V113L63 112ZM68 111V110H67ZM74 111V112H73ZM94 111V112H93ZM16 112V113H15ZM47 112H46V114H47ZM44 113V114H43ZM56 113V114H55ZM59 113V114H58ZM71 113H74V114H71ZM29 114V115H28ZM35 114V115H34ZM36 114H37V116H36ZM45 114V115H46ZM52 114V115H51ZM68 114H70V117H69V115ZM80 114V115H79ZM40 115V116H39ZM59 115V116H58ZM61 115H63V116H61ZM13 116V117H12ZM32 116H34L35 118L33 119V117ZM44 116V117H43ZM47 116H49V115H47ZM66 116H68V118L66 117ZM29 117V118H28ZM60 117V118H59ZM76 117V118H75ZM78 117H81V118H78ZM85 118V123H84V118ZM89 117V118H88ZM10 118V119H9ZM11 118H14L13 119V121L15 120V121H17V125L16 124H14V125H12V126H14V127H12V128H14L15 130H16V132H18V133H20L21 134V136H20V138H19V140L20 141H18L17 143H19V142H21L20 143V146L19 147H21V148H24V149H22V151H20V153L18 154L17 152H14V151H7L6 150V144H5V138L7 137V135L9 134V132H10V127H11V125L10 124H8L7 122H9L10 120H12ZM39 118H41V120L39 119ZM49 118H51V119H49ZM56 118V117H55ZM69 118H71L70 120H69ZM83 118V120L81 121V119ZM37 121H36V120ZM39 119V120H38ZM46 119V120H45ZM68 119V121L67 122H69V121H71L72 119L74 120V119H76V120H74L75 122L73 123V120L69 123V124H71V127H70V132H69V130H68V127L70 126H66V124L68 125V123L67 122H65L66 120ZM88 119V120H87ZM19 120V121H18ZM50 120H52V121H50ZM64 120V121H63ZM79 120V121H78ZM14 121V122H15ZM87 121V122H86ZM50 122H51V124H50ZM66 124H65V123ZM44 123V127H43V124ZM63 123H64V125H63ZM46 124V125H45ZM50 124V125H49ZM10 125V126H9ZM16 125V126H15ZM52 125V126H51ZM47 126V127H46ZM54 126V127H53ZM73 126V127H72ZM54 128V130H53V128ZM61 127H59V128H61ZM79 127V128H78ZM8 128V129H7ZM46 128H47V130H46ZM52 128V129H51ZM74 128H76V130L74 129ZM78 128V129H77ZM87 128V129H86ZM79 129H81V130H79ZM32 130V131H31ZM26 131H28L30 134H31V132H32V134H34V135H32L31 134V136H29V134H27L28 135V138H27V135H26ZM31 131V132H30ZM52 131H53V133H52ZM72 131V132H71ZM91 133H90V132ZM24 132H25V134H24ZM55 132V133H54ZM78 132H80V133H78ZM49 133L51 134H54V135H52L53 136V140H54V142L56 143V144H53V141L51 142V140L52 139H50V136H49ZM22 134H24V135H26L25 137L26 138H24V135H22ZM66 134V133H65ZM78 134H80L81 136H79ZM82 134H84L83 136H82ZM92 136H91V135ZM97 134V135H96ZM61 136V135H63V140H62V138L59 136V137H57V136ZM80 138L81 139V142L83 141V142H85V141H87V144H86V142H85V144L87 145H85L84 143H80V141H79V143H77V146L75 145L76 143H75V141H78V140H76V138ZM82 137L85 139V137H86V140H83L82 139ZM92 137H93V139H94V143H91V141L93 140L92 139ZM60 140H59V139ZM77 138V139H78ZM96 138V139H95ZM22 139V140H21ZM90 139V140H89ZM92 139V140H91ZM70 143H73V145H74V147L70 144V145H68V143L69 142ZM59 142V143H58ZM64 144H63V143ZM93 142V141H92ZM50 143V144H49ZM52 143V144H51ZM63 145H62V144ZM90 143L92 144V147H91V145H90ZM61 144V145H60ZM81 146H79V145ZM19 145V144H18ZM48 145H50V147H52V148H50V153H51V155L52 154H54V155H52V161H54V162H51V175H53V179L55 180V181H57V183L53 180V182H52V184H51V182H50V184H51V187L50 186H48V187H46V189L45 188H43V189H41V186H43L44 185V176H45V174L44 173H47L46 171V168H45V166L43 167V165H44V159H43V157H44V149L45 148H47L48 147ZM52 145V146H51ZM65 145H67V146H70L69 148H71V147H73V149H72V151L73 152H75V151H80L79 153H80V155L81 156H79V153L78 152H75V153H73V152H69L71 149H69V151H68V147L67 146H65ZM82 145H84V146H82ZM90 145V146H89ZM93 145H94V147H93ZM80 148H79V147ZM67 147V148H66ZM83 147V148H82ZM92 148V149H91ZM52 149V150H51ZM66 149V150H65ZM77 149V150H76ZM90 149V150H89ZM41 150L43 151V153L41 154V153H39V152H41ZM5 151H7V152H5ZM64 151H66V152H64ZM31 152L33 153V154H31ZM69 152V153H68ZM39 153V154H38ZM73 153V155L74 156H72V157H70L71 155L70 154H72ZM76 153H77V155H76ZM11 154V155H10ZM38 154V155H37ZM41 154V155H40ZM5 155H7V156H5ZM8 155L10 156V157H13L16 161H17V167L16 168H14L15 170H14V172H12V173H14L13 175L11 174V173H8V172H6V167L5 168H3L5 165H3V163L4 162H6V160H5V157L7 158L8 157ZM42 155H43V157H42ZM39 156V157H38ZM77 157V159H79V158H83L82 160L80 159V163L78 162V160H77V162L76 163H78V164H81V165H75V166H77V167H71L70 168V162L71 161H69L70 160V158H74V157ZM9 157V158H10ZM42 157V158H41ZM67 157V158H66ZM69 157V158H68ZM75 157V158H76ZM79 157V158H78ZM4 158V159H3ZM41 158V159H40ZM62 158H63V160H62ZM74 158V159H75ZM87 158V159H86ZM43 159V160H42ZM5 160V161H4ZM29 160H30V162H32V163H30L29 162ZM37 160H39V161H37ZM66 160V161H65ZM72 160V159H71ZM75 160V161H76ZM25 161H27V162H25ZM67 163H65V162ZM1 162H3V163H1ZM24 162V163H23ZM82 162V163H81ZM24 164V165H23ZM52 164H54V165H52ZM62 164L64 165V169H62L63 168V166H62ZM2 165H3V167H2ZM28 165H30V166H28ZM26 166V167H25ZM72 166V165H71ZM24 167V168H23ZM30 167V168H29ZM34 167V168H33ZM39 167V168H38ZM82 169H81V168ZM85 167V168H84ZM42 168H43V170H42ZM44 168H45V170H44ZM71 169V170H70ZM81 169V170H80ZM24 170H25V172H24ZM29 170V171H28ZM35 170V171H34ZM67 170V171H66ZM77 170V171H78ZM97 170V169H96ZM8 171V170H7ZM61 171V172H60ZM74 171L75 172H77L76 170H73V175H72V179H74L73 178V176H76V175H74ZM66 173V177H65V179H64V181L65 182H63V176H62V178L60 177L61 175H62V173ZM68 172V173H67ZM89 174H88V173ZM8 173V174H7ZM16 173V174H15ZM27 173H29V174H27ZM34 173H36V175H34ZM63 173V174H64ZM83 173V174H82ZM84 173H86L85 175H87V176H82V175H84ZM32 174L34 175L33 177H30V176H32ZM41 174V175H40ZM61 174V175H60ZM82 174V175H81ZM15 175V176H14ZM18 175V176H17ZM58 175V176H57ZM17 176V177H16ZM20 176V177H19ZM38 177V178H36V177ZM43 176V177H42ZM9 178H10V180H9ZM15 178H16V180H15ZM25 178H30V180L31 181H33V179H34V181L36 182V184H35V182L32 184L31 182V184H29V185H26V186H20V180H22V179H25ZM33 178V179H32ZM60 178H61V181L63 182V183H61V181H60V183H58V179L60 180ZM87 178H88V180H87ZM11 179H12V181H11ZM15 181V182H14ZM87 181H89V182H87ZM39 183V184H38ZM41 183V184H40ZM71 183V182H70ZM81 183V184H80ZM88 185H87V184ZM43 184V185H42ZM71 184V185H72ZM80 184V185H79ZM84 184H86L85 186H84ZM32 185V186H31ZM35 185V186H34ZM56 185V186H55ZM70 185V184H69ZM70 185V186H71ZM38 186V187H37ZM66 186V185H65ZM3 187V188H2ZM24 187H26V188H24ZM37 187V188H36ZM45 187V186H44ZM58 189H56V188ZM60 187V189L62 188V186H59ZM72 188V189H74L75 190V188ZM82 187H84V188H82ZM86 187V188H85ZM39 188V189H38ZM54 188L56 189V191H57V195H56V191L54 190ZM24 189H26V190H24ZM41 189V190H40ZM44 189H45V191H44ZM77 189V188H76ZM79 190H80V192H81V189L80 188H78ZM9 190V191H8ZM39 190V191H38ZM73 190V191H74ZM78 190V191H79ZM43 191V192H42ZM60 191V192H59ZM38 194H37V193ZM40 192H42V193H40ZM51 192V193H50ZM53 192H55L54 194L56 195L55 197H54V194H53ZM75 193L74 194H76V196H77V190L76 191H74ZM79 192V193H80ZM31 193V195L29 196V194ZM49 193H50V195H52V197L51 196H49ZM59 193V194H58ZM88 193V194H87ZM19 194V195H18ZM34 194V196L35 197H33L32 195ZM40 194V195H39ZM86 194V195H85ZM21 195V196H20ZM44 195V196H45ZM26 198H25V197ZM40 196V197H39ZM86 196V197H85ZM54 197V198H53ZM15 198H17V197H15ZM21 198H20V200H21ZM36 198V199H35ZM40 198V199H39ZM51 198H53L54 200H56V202L53 200V199H51ZM56 198V199H55ZM58 198L60 199V196H58ZM26 199H28V200H26ZM33 199H35V200H33ZM43 199V198H42ZM50 199H51V202H50ZM84 199V200H83ZM26 200V201H25ZM44 200L43 201H40V202H44ZM52 200L55 202H52ZM38 201V202H37ZM26 203V204H27ZM33 203V202H32ZM51 204L52 205V203H53V206H51L52 207V209H50L51 207L49 206V204ZM39 204V205H38ZM32 205V204H31ZM39 207H38V206ZM56 205V206H55ZM55 206V207H54ZM32 207H34V206H32ZM50 209V210H52V211H50V210H46V209ZM41 209V208H40ZM42 209V210H43ZM92 209V210H91ZM89 210H91V211H89ZM34 211V210H33ZM33 211H32V213H33ZM46 211V212H45ZM89 212H91L90 214H88ZM97 214V216H94V215H96ZM106 214V215H105ZM35 217H33V219H32V221H36L37 222V224H38V222L40 221V220H38L37 221V219H35ZM45 217V218H44ZM97 217V218H96ZM100 217V218H99ZM105 219H104V218ZM51 218V217H50ZM96 218V219H95ZM100 219V220H99ZM53 220V222H54V219L53 218H51L49 221L51 222ZM97 220V221H96ZM99 220V221H98ZM109 220V221H108ZM42 221H40L39 222V224L41 225V224H43V222ZM42 222V223H41ZM53 222H51V225H50V223L49 222H47L48 223V225L46 226V224H45V226H44V228L46 227V228H48V226H49V228H54L55 226V224L53 223ZM38 224V225H39ZM97 225H95L94 226V228L96 227ZM38 228H40L39 226H37ZM45 228V229H46ZM49 228L47 229V230H49ZM96 229V228H95ZM50 230H52V229H50ZM110 233H113V231L112 230H110ZM50 240H51V237L49 238ZM131 245H132V243H131ZM102 248H103V250H105L104 248H106L105 247V244H103L102 245Z\"/></svg>","mask_w":264,"mask_h":264},{"label":"trees","instance_id":"trees-1","mask_svg":"<svg viewBox=\"0 0 264 264\" xmlns=\"http://www.w3.org/2000/svg\"><path fill=\"white\" fill-rule=\"evenodd\" d=\"M157 1V0H156ZM166 2H174L175 0H164ZM192 0H185V2L180 6V7H172L169 15L174 18V19H178L180 17H185L188 14L189 8H190V4H191ZM157 3L159 4V2L157 1ZM160 5V4H159ZM161 6V5H160ZM162 7V6H161ZM162 9L165 11V9L162 7Z\"/></svg>","mask_w":264,"mask_h":264},{"label":"built area","instance_id":"built-area-1","mask_svg":"<svg viewBox=\"0 0 264 264\" xmlns=\"http://www.w3.org/2000/svg\"><path fill=\"white\" fill-rule=\"evenodd\" d=\"M217 230H221L220 228L218 229V228H216V227H214V226H206V236H208V235H212L213 233H215Z\"/></svg>","mask_w":264,"mask_h":264}]
</instances>
